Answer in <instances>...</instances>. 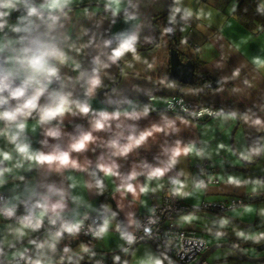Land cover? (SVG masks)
Instances as JSON below:
<instances>
[{"label": "clouds", "instance_id": "9594fccd", "mask_svg": "<svg viewBox=\"0 0 264 264\" xmlns=\"http://www.w3.org/2000/svg\"><path fill=\"white\" fill-rule=\"evenodd\" d=\"M122 2L123 0H107L105 8L115 16L120 13ZM71 3L72 0H40L39 3L36 0H0V33H3L7 26L4 18L9 12L5 9H16L18 5H22L25 10V14L18 18V23L11 26L10 32L0 39V140L11 146L10 150L0 149V165H3L0 166V186L7 182L6 174H12L14 170L27 166L29 171L46 169L49 173L74 171L87 174L91 180L77 181L75 177L70 176L69 180L72 182L68 186L69 189L78 186L95 188L98 195H103L108 188L106 181H111L113 191L119 194L121 199L131 197L133 200H139L142 195L163 189L166 178L172 196L192 195V192L186 190L189 187L187 174L182 170L175 176L170 173L183 158H204L210 155L193 142L184 143L176 139L171 144L165 143L161 145L160 155L154 158L155 163L144 160L134 163L126 173L121 171L120 160H126L150 140L155 141L160 134L168 137L179 133L180 125L188 126L192 121L179 114L169 117L161 112L159 122L140 128L137 122L147 118L154 109L150 104L141 106L126 97H109L105 101V107L95 108L93 101L98 93L104 94L100 93V90L105 86L106 70L129 55L136 61L141 59L137 51L139 32L135 30L138 25L133 30L117 33L115 46H112L111 39L103 41V48L109 51L93 56L90 67L86 68L77 62L73 53H82L90 44L77 46L65 33L62 23L68 18ZM174 4L176 6L171 9L170 23L177 22V15L183 21L194 15L190 8L182 9L179 6L181 0H174ZM255 11L264 16V0H257ZM125 19L133 21L137 17L135 14L126 13ZM164 32L171 33L173 28H165ZM144 63L148 62L145 60ZM252 64L258 70H264V60L253 58ZM148 66L152 67L150 64ZM69 67L75 75L64 72V69ZM240 74L239 68L234 69L230 77L222 78L221 86L215 91L223 92V85L229 80L234 81ZM160 83L169 88L175 87L174 83L166 80H161ZM243 83L251 87L247 79ZM77 88L81 95H75L74 90ZM240 91L238 87L232 88L233 93ZM151 99L157 98L153 96ZM166 102L171 108V101ZM259 109L264 111V104L260 105ZM182 110L194 118L208 115L225 123L239 120L255 128L257 132H264V116L257 115L251 108L243 112H225L223 109L213 111L207 107L191 112L186 107ZM69 116L86 119L88 126L85 128L77 125L73 132H66L63 125ZM37 129L41 130L45 138L41 141L43 146H47L50 140L55 142L65 137L68 138V143L65 147L54 143L48 151L34 149L29 132H36ZM224 147L219 145V148ZM97 148L101 149V152L95 162L87 158L81 162L77 154L96 152ZM228 151L237 157V164L252 163L256 158L264 156V137L238 152L232 151L231 148ZM214 179L216 178L209 177L207 183L203 179L193 180V191L206 189ZM219 179L237 188L250 187L254 195L264 189V180L261 179H242L234 175ZM21 204L24 205L25 212L17 217ZM79 208L97 211L101 217L94 226L88 225L85 234L102 240L114 231L124 242L119 246L121 251L124 254L131 251L132 255H135L134 246L138 244L135 229H140L142 225L133 214L129 213L127 226H123L121 222L114 223L119 213L113 210L111 205L101 204L99 209H93L82 196H69L67 189L49 184L43 192L26 186L22 193L0 204V217L16 221L15 227L8 228L9 234L16 241H22L29 233H37L42 229L46 233L43 239L28 240V245L32 248L24 247L19 250L16 249L15 243H10L9 247L14 250L7 256L9 264H65V261L71 264L74 257V264H80L85 255L89 259L95 257L96 253L87 244L81 243L79 251H73L65 245L62 254L54 259L58 245L65 237L75 239L85 230L89 214L88 211L79 213ZM249 210L250 208H246V211ZM260 214L264 215V210ZM229 222L227 218H221L218 224L220 228H225ZM149 223L154 221L150 219ZM144 232L150 235L151 229L144 227ZM215 235L219 238L224 233L217 231ZM236 235L255 243L264 240V232L249 234L238 231ZM4 256L5 249L0 243V257ZM167 259V256L146 254L139 257L136 264H165ZM113 261L114 264H129V260H122L120 255H115ZM96 264L101 262L97 261Z\"/></svg>", "mask_w": 264, "mask_h": 264}, {"label": "crops", "instance_id": "0c3cea01", "mask_svg": "<svg viewBox=\"0 0 264 264\" xmlns=\"http://www.w3.org/2000/svg\"><path fill=\"white\" fill-rule=\"evenodd\" d=\"M36 2H40V0H36ZM240 2L241 0H181L179 6L182 9L190 8L194 15L187 21L181 20L177 15V22L173 24L176 38L174 42L162 29V24L169 22L172 7L176 6L174 0H130L127 13L135 14L137 19L127 21L125 14L115 22L109 20L108 10L105 8L107 0H72L68 18L62 23L65 33L72 41L76 42L77 46L85 43L90 44L82 53H73L77 62L86 68L90 67L93 56L109 51V49L103 48V41L111 39L112 46H115L117 33L133 30L138 25L135 30L139 32L137 51L141 59L136 61L129 55L107 69V75L104 77L105 86L100 90L104 94L99 95L98 93L93 101V106L95 108L105 107V101L112 96L126 97L142 106L146 104L147 97L154 96L157 98L154 103L156 110L151 111L147 118L137 122L140 128L159 122L160 113L163 112L160 110L162 105L159 98L172 96H181L195 104L217 110L223 109L225 112L232 110L243 112L251 108L257 115L264 116V111L259 109V106L264 104V70H258L252 64L253 58L264 60V25H262L264 23L251 24L249 18L237 15L235 9ZM127 4L128 0H123L121 11L127 7ZM9 10L12 12V16L17 18V22L18 18L25 14L16 9ZM9 18L10 14L7 16V26L4 32L0 33V39L5 33L10 32ZM156 30L159 31V35ZM97 45L100 47L98 48ZM171 47L179 52L183 61L190 60L194 64L193 85H183L170 78L169 50ZM145 60L148 62L147 64L144 63ZM149 64L152 65L151 68H149ZM236 68L240 69V77L225 83L223 92H216L215 90L221 86L222 78L230 77ZM64 72L68 75H75L70 67L64 69ZM209 78L218 82V85L213 89L205 88V85L209 83ZM245 79L249 81L251 87L244 85ZM161 80L172 82L175 87L169 88L161 84ZM233 87H238L241 91L233 93ZM199 89L203 90L197 91ZM74 92L75 95H81L79 88ZM166 115L174 117V115ZM77 125L86 128L87 120L69 116L65 119L63 127L66 132H73ZM180 128L179 133L168 137L162 134L158 135L155 141L150 140L147 145L131 154L126 160H120L121 171L126 173L134 163L144 160L155 163L154 158L160 155L161 145L171 144L176 139H180L184 143L193 142L197 147L204 148L210 154L209 156L183 158L170 173L175 176L177 172L184 171L188 176L189 183L186 190L192 192V195L189 196H176L183 205L192 209L181 214L177 219V224L186 231L193 232L203 238L209 247L228 244L242 250L248 257H264V252L258 255L250 254L251 252L256 253L254 247L264 243V240L255 243L236 235L238 231L249 234L264 232V215L260 214L264 210V189L254 195L251 193L250 187L237 188L225 184L219 179V177L227 178L229 175H234L242 179L264 180V156L256 158L252 163L237 164L235 162L237 157L228 151L231 148L232 151L238 152L246 146H252L261 137H264V132H257L255 128L249 127L239 120L225 123L214 117L200 123L192 122L188 126L180 125ZM234 128L235 130H233ZM29 138L34 149L44 151L50 150L54 143H59L61 147H65L68 143V138L65 137L60 141L50 140L47 146H43L41 141L45 138L40 129H37L36 132L30 131ZM219 145L225 147L219 148ZM10 147L5 141L0 140V149L10 150ZM100 152L101 149L97 148L96 152L89 151L77 155L81 162L85 158L95 162ZM206 161L210 163L212 174L218 179L219 184L210 185L205 191H193V167ZM222 167L224 168L221 169ZM70 176L75 177L77 181L91 180V177L84 173L74 171L49 173L46 169L29 171L25 166L24 169L6 174L7 182L0 186V194L6 195L8 200L14 195L22 193L26 186L35 187L38 191L43 192L46 191L49 184H54L58 188L67 189L69 196H82L86 202L92 205L93 209H99L101 204L111 205L113 210L119 213L117 221L114 223L121 222L123 226H127L129 213L133 214L134 218L137 215H148L154 206L161 204L165 191L170 187L166 178L163 189L142 195L139 200H133L131 197L121 199L119 194L113 191L111 181H106L107 190L103 195H98L95 188L88 189L78 186L75 189H69L68 186L72 182L69 180ZM152 186L154 187L155 183ZM104 196L106 198L101 201ZM231 201L235 203L234 206L228 205L223 209L211 207V205L221 203L229 204ZM197 205L199 206L196 207ZM237 207H241V210L233 220L226 214L228 210ZM246 208H250V210L246 211ZM77 211L81 214L88 211L90 215L98 213L84 208H79ZM189 217L191 219H185ZM221 218H227L230 221L225 228L219 227L218 221ZM9 226L15 227L16 222L0 220V243L3 244L6 253V256L0 257V260L5 263L9 262L7 256L14 250L9 247L10 243H15L16 249L23 250L24 247L32 248L31 245H28L29 239H43L46 235L37 237L35 233H29L22 241H16L8 232ZM217 231L223 232L224 235L217 238L215 235ZM81 243L87 244L96 253L95 256L110 255V264H114L113 257L115 255H120L122 260L126 255L119 247L124 242L118 233L112 231L104 239L93 243L81 238L63 240L58 245V252L54 259L62 254V248L65 245L71 247L73 251H79ZM84 260L94 261L95 257L91 259L85 257ZM205 261L207 264H252L241 260L227 248L213 251ZM74 262L75 257L71 264ZM65 264H70V262L65 261Z\"/></svg>", "mask_w": 264, "mask_h": 264}, {"label": "built area", "instance_id": "2783aa9c", "mask_svg": "<svg viewBox=\"0 0 264 264\" xmlns=\"http://www.w3.org/2000/svg\"><path fill=\"white\" fill-rule=\"evenodd\" d=\"M253 4H257V0H251ZM6 10V9H5ZM7 21V17L4 18ZM149 96L146 98V104H150L154 111V103L156 101L152 100ZM161 102V108L163 112L170 115H181L185 118L191 120L194 123H200L206 120L213 118L212 116L205 115L203 117L194 118L188 115V113L184 112L182 109L186 107L189 112L191 111H199L203 106L200 104H195L193 101L188 100L184 97L172 96L167 98H159ZM166 101H171L172 107L170 108ZM182 102V103H181ZM211 108L213 111H218L217 109ZM193 179H203L207 183L209 177H214L212 174V168L210 167L209 162H203L201 164L195 165L193 167ZM216 178V177H215ZM218 179H214L212 183L208 184L207 188L210 185H218ZM203 189L202 191L207 190ZM7 201V197L4 194H0V204H3ZM235 203L233 201L230 202L229 206H234ZM228 206L226 203H221L218 205H211L212 208H220ZM206 207V206H204ZM192 209L183 205L176 196H172L169 193V189L165 191L162 202L160 205L154 206L148 215H137L135 219L139 220L142 227L140 229H135L138 242L147 241L155 245L162 253L163 256H167L168 259L165 261L166 264H207L206 261H200L202 254L209 248L206 244L205 240L193 232L186 231L184 228L180 227L177 224L178 217L185 213L189 212ZM25 207L23 204L20 205L17 211V217L24 214ZM101 219L100 215L97 213L95 215L89 214V220L86 221L85 230L77 237L84 239L90 243L96 242L97 239L93 238L90 234H85L87 232L88 225L94 226L95 223L99 222ZM153 220L154 223H149V220ZM0 220L6 222H16L15 220H8L3 217H0ZM47 227V226H46ZM144 227H148L151 229V234L147 235L144 232ZM46 234L42 229L40 232L35 233V235L41 236ZM73 239L71 237H65L64 240ZM127 246V245H125ZM85 257H88L85 255ZM97 261H100L101 264H110L111 256H95V264ZM0 264H9V262L5 263L0 260ZM23 264V262H21Z\"/></svg>", "mask_w": 264, "mask_h": 264}, {"label": "water", "instance_id": "95a60500", "mask_svg": "<svg viewBox=\"0 0 264 264\" xmlns=\"http://www.w3.org/2000/svg\"><path fill=\"white\" fill-rule=\"evenodd\" d=\"M39 3V2H37ZM87 6V5H86ZM130 6V0H128V4L127 7L121 11L119 14L117 15H113V13L108 10V17L109 20L112 22H115L117 20H119L120 17H122L123 15H125L128 12ZM17 11L19 12H24V8L22 5H18L16 8ZM173 28V24L170 22H167L165 24V28ZM156 33H158L159 35V31L156 30ZM168 37L173 40L174 42L176 41L175 38V34H174V28H173V32L171 33H167ZM169 65H170V78L172 80L178 81L180 83H182L183 85H193L194 83V76H195V66L192 63V61L187 60V61H183L179 55V52L174 49V48H170L169 50ZM218 85V82L215 81L213 78H209V83L205 85L206 89H213ZM101 93V92H100ZM100 95V94H99ZM235 130V128L233 129ZM140 244H149L154 251L156 252V254L158 256L163 257L161 251L152 243H149L147 241H140L138 242V245ZM134 246V248L136 247ZM222 248H227L229 250H231L232 252L235 253V255H237L241 260L247 262V263H252V264H260V263H264V257H258V258H252V257H248L242 250L237 249L236 247L232 246V245H228V244H217V245H213L211 247H209L201 256L200 261L202 260H206V258L213 253V251L217 250V249H222ZM254 251L256 253H260V252H264V243H261L257 246L254 247ZM131 251L125 255V259H130L131 256ZM80 264H95V260H83L80 262ZM166 264V262H165Z\"/></svg>", "mask_w": 264, "mask_h": 264}, {"label": "rangeland", "instance_id": "374dc122", "mask_svg": "<svg viewBox=\"0 0 264 264\" xmlns=\"http://www.w3.org/2000/svg\"><path fill=\"white\" fill-rule=\"evenodd\" d=\"M8 10L9 14H10V18H9V24L8 26L11 27L15 24H17L18 22L16 21L17 18L13 17L12 16V12L9 10V9H6ZM166 24V23H165ZM165 24H162V29L164 31L165 29ZM224 167H222L221 169H223ZM230 204V203H229ZM228 204V205H229ZM199 205H197L196 207H198ZM241 210V207H237V208H234V209H230L227 211V216L231 219H233L234 217H236L238 215V211ZM234 220V219H233ZM135 250V255L133 256L132 253H131V256H130V259H129V264H136V260L141 257V256H144L146 254H152V255H155V256H158L156 254V252L154 251V249L149 245V244H140L138 246H136L134 248ZM262 253V252H260ZM260 253H250L251 255H258ZM125 259V256L123 257ZM123 259V260H124Z\"/></svg>", "mask_w": 264, "mask_h": 264}, {"label": "trees", "instance_id": "16d2710c", "mask_svg": "<svg viewBox=\"0 0 264 264\" xmlns=\"http://www.w3.org/2000/svg\"><path fill=\"white\" fill-rule=\"evenodd\" d=\"M255 8L256 4H253L251 0H241L240 4L235 9V13L239 16H245V18H249L251 24H256V22L264 23V16L258 14L255 11ZM104 198H106V196H104L101 201H103Z\"/></svg>", "mask_w": 264, "mask_h": 264}]
</instances>
